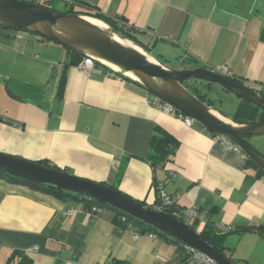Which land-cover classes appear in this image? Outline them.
Wrapping results in <instances>:
<instances>
[{
	"label": "crops",
	"instance_id": "crops-1",
	"mask_svg": "<svg viewBox=\"0 0 264 264\" xmlns=\"http://www.w3.org/2000/svg\"><path fill=\"white\" fill-rule=\"evenodd\" d=\"M38 1L58 11L89 4L122 17L151 52L160 50L157 59L171 58L177 69L217 72L227 66L264 95V0ZM70 56L37 33L0 28V152L48 160L152 207L161 187L177 207L206 212L208 223L226 233V251L236 264H264V173L257 176L242 151L202 122L189 126L162 111L160 98L142 84L101 64L84 71ZM158 130L178 145L171 159L153 166L147 157ZM247 140L264 156V133ZM115 214L110 208L91 212L83 201L0 176V264L182 261L180 245L161 237L136 239L138 227L120 229Z\"/></svg>",
	"mask_w": 264,
	"mask_h": 264
},
{
	"label": "water",
	"instance_id": "water-1",
	"mask_svg": "<svg viewBox=\"0 0 264 264\" xmlns=\"http://www.w3.org/2000/svg\"><path fill=\"white\" fill-rule=\"evenodd\" d=\"M92 19L104 23L113 33L132 42L135 45L134 48L104 36L99 32L98 26L92 22ZM0 25L28 30L65 47L81 51L113 71L142 84L185 115L202 122L219 137L228 139L238 150L264 169V156L247 140L248 136L264 133V122L240 123L231 118H229L231 122H227L213 112L216 111L214 107L188 89L184 82L206 80L219 84L226 90L264 109V97L249 87L229 79L224 74L202 67L194 69L167 67L155 59L145 48L117 32L108 23L89 15L61 12L28 0H0ZM60 26L66 27L69 32H62ZM108 62L120 69L114 68ZM128 71L136 73L137 77L127 74ZM152 79H157L162 84L159 85V82H153ZM218 113L226 117L223 113ZM0 171L35 183L52 185L113 206L122 211L125 217L129 215L139 219L159 232L180 241L183 245L204 252L219 264H236L228 256L207 243L200 236L198 230L185 220L166 210L149 206L112 186L76 176L69 171L57 170L33 160L1 152Z\"/></svg>",
	"mask_w": 264,
	"mask_h": 264
},
{
	"label": "trees",
	"instance_id": "trees-1",
	"mask_svg": "<svg viewBox=\"0 0 264 264\" xmlns=\"http://www.w3.org/2000/svg\"><path fill=\"white\" fill-rule=\"evenodd\" d=\"M28 1L47 6L51 9H55V7H53V5L48 4L46 2H41L38 0H28ZM65 12L66 13L76 12V13L89 15V16L101 19V20L105 21L106 23H108L111 27H113L117 32H119L122 35H124L125 37L133 40L134 42H136L137 44H139L140 46L145 48L148 52H151L149 45L147 43H145L142 39H140V37H139L140 32L132 26H127L123 22L122 17L112 18V17L107 16L104 13L98 11L94 6H91L89 4H81V3H80L79 7H71L70 9H68ZM0 28H13V27H10L7 25H0ZM46 39H48V38H46ZM48 40H50V39H48ZM66 48L68 49V51L71 55L70 56L71 63H73L75 65L78 64L86 56L83 52L78 51L76 49H73L71 47H66ZM96 63L101 64L99 61H96ZM101 65H103V64H101ZM105 67L108 68V70L114 72L116 75L122 76L125 79L132 80V79H130L124 75H121L118 72L113 71L111 68H109L107 66H105ZM226 76L229 79H232V80H234L240 84H243V85L249 87L254 92H256V93H258L264 97L263 93L258 88L247 84L246 82L241 80L239 77L234 76L232 74H226ZM64 78H65V74H63L61 76L60 87H61V84H63ZM208 84L210 85L211 83L208 82ZM195 90L197 92L196 94L202 100H204L210 106H212L213 101L211 99L209 101H207V99H206L207 95L206 94H201L199 88H197V87L195 88ZM227 91H229V90H227ZM239 98H240V101L236 107V110H235L233 116L231 117L232 120H234L235 122H240V123H262V122H264V109L262 107L252 103L249 100L243 99L242 97H239ZM177 145H178V143L175 141V139L170 134L164 132L163 130H158V132L152 138V142H151L152 151L149 153L147 158L153 166L162 165L166 161H168L169 159L172 158V154H173L175 148L177 147ZM36 162L43 164L45 166L53 167L57 170L68 171L67 169H63L61 167L55 166L54 164H51L50 162H48V160H38ZM248 163H251L252 165H254L258 169L257 176L264 173V169L259 167L252 159L248 158ZM0 176L9 180L10 182L29 185L31 187L40 189L44 192L53 194L59 198L65 199V200L75 199L78 201H83L85 209H87L88 211H91V212H98L97 210L92 208L93 206L110 208V209L114 210L116 213L115 217H114V223L120 229H127V228H130L131 226H135V227H138V231H141V232H146V231L157 232L158 236L161 237L162 239L170 241V242H174V243L180 245L182 257L184 258V250H183L184 245L180 241L159 232L154 227L145 224L144 222L140 221L139 219L133 218L129 215H127L125 217L124 213L122 211H120L119 209H117L113 206L98 202L94 199H90V198H87L85 196L75 194L73 192H68V191L59 189V188L52 186V185L35 183V182L29 181L27 179L17 177V176H13L11 174H8V173L2 172V171H0ZM103 184H105V183H103ZM105 185H107V184H105ZM108 186H110V185H108ZM112 187L118 189L115 186H112ZM143 203H145V202H143ZM166 210L168 212H170L171 214L177 216L178 218L182 219V217H180L178 215L179 210L175 206L167 208ZM206 222L207 223L201 229H198V227H197V224L199 223L197 220L192 221L189 224L192 227H194L196 230H198L200 236L207 243H209L212 247H214L219 252L228 256L229 259L233 261L231 256H229L227 251H226V246H225L226 233L224 234V233L218 231L213 224L208 223V219ZM258 229L262 230L263 226L259 227ZM135 231H137V230H135Z\"/></svg>",
	"mask_w": 264,
	"mask_h": 264
},
{
	"label": "built area",
	"instance_id": "built-area-1",
	"mask_svg": "<svg viewBox=\"0 0 264 264\" xmlns=\"http://www.w3.org/2000/svg\"><path fill=\"white\" fill-rule=\"evenodd\" d=\"M76 65L78 68H80L84 71H88V72L97 71V66H98V64L96 63V60L91 58V57H88V56H85ZM217 72L224 74V75L231 74L229 72L227 66H223V67L219 68L217 70ZM158 105L162 111H165V112L170 113V114L171 113L176 114L178 117L183 118L187 125H189V126L193 125L195 120L192 117L185 115L183 112L176 109L169 102L160 99V102ZM220 139L222 140V143L227 144V145L238 150V148L232 142H230L228 139L222 138V137H220ZM158 199H159V204L155 208H157L159 210H166L167 208L175 206L179 210L178 215L180 217H182L183 220L184 219H189L191 221L197 220L198 222H203V223L207 221L206 212L199 210L197 208H194V207H188V208L177 207L174 200L172 199V197L161 187L158 191ZM92 208L97 210V211H100L102 207L93 206ZM73 211H74L73 209L68 211V214L73 213ZM142 235H146V236H149L152 238L159 237L158 233L154 232V231L141 232V231L137 230L133 233V237L136 239L141 237ZM183 250H184V258L182 259V261L179 264H219L212 257L208 256L204 252H201V251H199V250H197L191 246L184 245Z\"/></svg>",
	"mask_w": 264,
	"mask_h": 264
},
{
	"label": "rangeland",
	"instance_id": "rangeland-1",
	"mask_svg": "<svg viewBox=\"0 0 264 264\" xmlns=\"http://www.w3.org/2000/svg\"><path fill=\"white\" fill-rule=\"evenodd\" d=\"M54 7V6H53ZM61 9V8H59ZM61 12H65L67 10H59ZM153 57L157 59L156 57H159L160 50H154L151 52ZM160 61L162 64H164L167 67L177 69L179 66L176 61L170 58L169 61H166L164 58H161ZM162 60V61H161ZM208 82L206 80H187L184 82V85L190 89L194 94H196L195 88L198 87L201 94H206L207 101L210 99L213 101L212 107H215L223 112V114L232 117L234 114V107L237 105V101L240 100V98L235 95L233 92L225 90L221 85L211 82V84L207 85ZM187 223H191V220L184 219ZM200 229V227H198ZM231 235V234H230Z\"/></svg>",
	"mask_w": 264,
	"mask_h": 264
},
{
	"label": "bare ground",
	"instance_id": "bare-ground-1",
	"mask_svg": "<svg viewBox=\"0 0 264 264\" xmlns=\"http://www.w3.org/2000/svg\"><path fill=\"white\" fill-rule=\"evenodd\" d=\"M94 21V23L98 26V30H99V32L100 33H102L104 36H106V37H108V38H110L111 40H113V41H115V42H117V43H121V44H123V45H125V46H130V47H133L134 48V44L132 43V42H130V41H128V40H125L124 38H122V37H120V36H118L117 34H115V33H113L112 31H111V29L107 26V25H105L104 23H102V22H100V21H97V20H94V19H92V22ZM60 30L62 31V32H69V30L66 28V27H61L60 26ZM109 63V62H108ZM111 66H113L114 68H118V69H120L118 66H116V65H114V64H111V63H109ZM127 74H129V75H131V76H134V77H137V75H136V73H134V72H132V71H128V72H126ZM152 81L154 82H159V85H161L162 83L159 81V80H157V79H152ZM215 114H217L218 116H220L222 119H224L225 121H227V122H231V120L229 119V118H226L225 116H222V115H220L218 112H216V111H213Z\"/></svg>",
	"mask_w": 264,
	"mask_h": 264
}]
</instances>
